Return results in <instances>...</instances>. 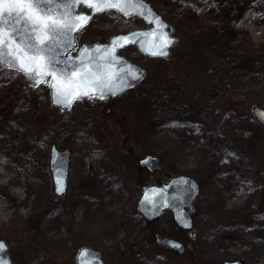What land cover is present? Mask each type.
I'll use <instances>...</instances> for the list:
<instances>
[{"label": "rangeland", "instance_id": "rangeland-1", "mask_svg": "<svg viewBox=\"0 0 264 264\" xmlns=\"http://www.w3.org/2000/svg\"><path fill=\"white\" fill-rule=\"evenodd\" d=\"M178 43L168 58L120 51L145 69L118 95L77 101L61 112L47 85L29 87L20 72L0 66V239L12 264H73L89 245L105 264H264V0H146ZM84 11V9H82ZM149 26L136 16L97 14L76 35L106 42ZM255 101L221 110L228 99ZM68 148L63 194L53 191L50 146ZM147 155L159 166H138ZM186 175L199 185L193 226L177 228L169 212L146 222L136 202L144 186ZM184 255L161 250L163 237Z\"/></svg>", "mask_w": 264, "mask_h": 264}, {"label": "snow or ice", "instance_id": "snow-or-ice-1", "mask_svg": "<svg viewBox=\"0 0 264 264\" xmlns=\"http://www.w3.org/2000/svg\"><path fill=\"white\" fill-rule=\"evenodd\" d=\"M130 3L131 0H0V63L18 69L34 83H44L50 76L49 86L57 104L68 106L73 100L92 98L95 94L103 99V89L111 90L116 80L124 83V76L112 71V65L119 63L114 55L116 41L130 37L115 38L111 49L105 46L103 54L97 57L88 56L89 46H85L79 66H75L71 58L62 60L60 57L73 45V33L85 28L97 14L115 9L131 15ZM78 6L90 11L76 15ZM138 8L137 14L143 17V4L138 3ZM156 22L160 24L158 18ZM160 27L166 25L160 24ZM170 42L165 41L163 47ZM163 47L151 54L166 55ZM95 51L100 53V46ZM128 78L135 80L139 76L129 73ZM2 250L3 242H0Z\"/></svg>", "mask_w": 264, "mask_h": 264}, {"label": "water", "instance_id": "water-1", "mask_svg": "<svg viewBox=\"0 0 264 264\" xmlns=\"http://www.w3.org/2000/svg\"><path fill=\"white\" fill-rule=\"evenodd\" d=\"M138 3H142L144 6L143 17L137 14V12L139 11ZM133 4H136L137 7H133ZM80 8H84L87 11H81ZM78 9L80 11L76 12ZM89 11L90 9H88L87 7L78 6L75 9V14H85ZM110 11L117 12L123 17L130 16L124 15L123 13H120L115 9H111ZM128 12L131 13V15H135L142 19L149 27L145 29H135L125 33L112 35L106 42L84 43L77 48L75 53H72L70 51H72V49L76 46V35L78 33L75 32L73 33V36L75 37L73 45L66 51H64L60 57L62 60H68L71 58L75 66H79L81 55L83 54L85 46H89L87 53L88 56L97 57L103 54V48L105 46L111 49V42L115 38L121 36L130 37L129 40L116 41V50L114 55L119 63L112 65V71L120 73L122 76H124V83L121 84L119 80H116L113 83L111 90H109L108 88L103 89L104 98L115 96L134 87L138 82L142 80L145 74V69L142 66L129 60L119 53L121 49L126 46L134 45L142 55L151 58H167L169 56V48L178 41V38L173 35V26L166 22L162 18V16L157 11H155L145 0H131V3L128 7ZM156 18H158L160 24L166 25V27L161 28L160 24H157ZM131 34L136 35L132 36ZM165 41L171 42L168 43L166 47H163ZM98 46H100L101 48L100 53H97L95 51ZM161 47H163V51L166 52V55L151 54L153 51H159ZM0 66L8 70H15L17 72H20L18 69L9 68L3 63H0ZM93 70H95V68H93ZM20 73L22 74L24 82L30 87H37L41 84L47 83L50 105L61 112L68 111L76 101H84L89 99V97L76 99L73 100V102L68 106L57 104L54 100L53 90L49 86L52 83V78L50 76L46 77V82L44 83H34L32 80L28 79L24 73ZM129 73H131V75L139 76V79L132 80L128 78ZM92 98L101 99L98 94L93 95ZM252 113L255 119L260 124L264 125V107L254 106L252 108ZM69 162L70 151L68 149L59 150L54 144L50 146L48 167L53 183V189L57 195H61L65 192L67 186ZM158 162L159 159L156 156L147 155L145 157H142L138 161V164L140 167L145 168L148 171H153L158 167ZM197 194L198 183L192 177L186 175H178L171 177L166 183H163L161 185H150L143 187L141 195L136 203V209L145 219L149 221L158 218L164 210H170L173 220L175 221L177 226L183 229H190L192 226V218L190 216V213L194 211L193 201ZM0 242H3V250L0 251V264H12L9 244L4 239H0ZM158 246L164 250L177 251L179 255H182L185 251L182 242L170 237L159 239ZM73 261L74 264H104L101 253L88 245H83L77 248L73 256ZM223 264L244 263L240 260H228L224 261Z\"/></svg>", "mask_w": 264, "mask_h": 264}, {"label": "trees", "instance_id": "trees-1", "mask_svg": "<svg viewBox=\"0 0 264 264\" xmlns=\"http://www.w3.org/2000/svg\"><path fill=\"white\" fill-rule=\"evenodd\" d=\"M263 63H264V56L261 57L256 63L253 62V63H249L247 62V60L245 59L244 60V64H243V68H245L246 70H248L249 68H252V71H257V69H254V67L256 65L259 66V69L263 66ZM255 103V101H251L250 99L249 100H246V98H242V99H234V98H231L226 100V101H223L221 102L219 105L221 106V110H224V108L230 110H235V109H238L239 107H244V108H249L251 105H253ZM12 261H14V256L12 255Z\"/></svg>", "mask_w": 264, "mask_h": 264}, {"label": "flooded vegetation", "instance_id": "flooded-vegetation-1", "mask_svg": "<svg viewBox=\"0 0 264 264\" xmlns=\"http://www.w3.org/2000/svg\"><path fill=\"white\" fill-rule=\"evenodd\" d=\"M164 212H169L170 213V215H171V219H172V221H173V218H172V214H171V212L170 211H164ZM164 212H162V214L164 213ZM161 214V215H162ZM161 217V216H160ZM191 218H192V214H191ZM192 221H193V219H192ZM174 222V221H173Z\"/></svg>", "mask_w": 264, "mask_h": 264}]
</instances>
